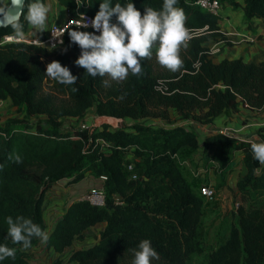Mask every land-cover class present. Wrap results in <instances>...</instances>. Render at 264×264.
<instances>
[{
    "label": "trees",
    "instance_id": "obj_1",
    "mask_svg": "<svg viewBox=\"0 0 264 264\" xmlns=\"http://www.w3.org/2000/svg\"><path fill=\"white\" fill-rule=\"evenodd\" d=\"M30 2L26 0L20 18L24 32L29 26L24 17ZM101 2L57 0L67 12V20L81 14L93 19ZM111 2L113 6L132 2L142 14L145 7L161 10L163 4V0ZM195 2L178 0L176 5L185 12L192 35L188 47L181 49L184 67L178 72L158 63L154 47L151 59L141 61L142 76L129 73L123 81L105 83L106 76L92 77L75 64L81 49L70 41L68 31L74 28L67 30L63 44L56 49L25 43L0 46V100H8L17 113L0 125V244L16 248L17 253L15 259L6 258L0 264H30L21 245L5 239V218L23 216L44 231L46 192L59 180L78 184L88 176L106 177L105 205L95 207L79 200L65 209L45 243L58 254L51 264H63L64 250L100 223L105 226L96 243L72 252L70 264H129L144 239L157 251L158 264H189L195 254L204 255L205 264H264V165L254 159L252 141L220 131L199 139L193 130L181 125L139 124L153 115L166 117L168 108L181 119L199 124H210L225 112L236 113L241 105L264 111V62L224 59L214 64L205 44L224 40L219 32L221 15L213 16ZM219 3L241 6L247 22L253 18L264 22V0ZM112 22H116L115 16ZM80 31L100 34L93 29ZM12 32L11 26L0 29V35ZM54 60L78 78L74 85L60 84L46 75L47 64ZM46 84L48 92L44 91ZM91 108L99 117L115 119L116 127L103 124L90 130L86 124L74 131L61 129V120L83 119ZM127 119L130 123L124 124ZM14 153L22 157V163L8 159ZM197 154L203 181L214 190L225 186L239 156L235 188L248 202L237 207L227 235L207 253L199 231L209 211L207 199L195 191L180 164ZM129 165L131 172L126 169ZM209 165L213 182L207 173Z\"/></svg>",
    "mask_w": 264,
    "mask_h": 264
},
{
    "label": "clouds",
    "instance_id": "obj_2",
    "mask_svg": "<svg viewBox=\"0 0 264 264\" xmlns=\"http://www.w3.org/2000/svg\"><path fill=\"white\" fill-rule=\"evenodd\" d=\"M177 3L178 0H163L161 10L145 7L142 14L132 2L126 6L120 3L113 6L111 0H102L99 11L91 20V27L99 35L75 29L68 31L71 43L81 49L75 64L92 77L107 76L113 81H123L129 73L137 77L144 74L141 61L151 59L155 47L156 59L162 67L171 72L180 71L184 67L180 52L188 47L192 35L186 26L187 16L182 8L176 6ZM23 7L24 0H12V8L7 11L0 8V20L12 27L18 41L25 38L24 24L20 21ZM50 10L43 0H31L24 19L37 33H43ZM114 16L115 23L112 22ZM88 26L85 20L78 27ZM60 43L63 44V40ZM46 75L63 85H74L78 79L68 67L55 60L47 64ZM251 152L254 159L264 165V142L252 141ZM8 159L17 164L23 162L18 153L9 155ZM5 220L8 225L5 239L10 238L12 244L21 245L24 250L32 246L34 237L40 238L42 243L49 239L48 234L29 218L7 216ZM16 253V248L0 244V261L15 259ZM153 258L159 259V255L151 241L142 240L138 250H134L133 264H151Z\"/></svg>",
    "mask_w": 264,
    "mask_h": 264
},
{
    "label": "crops",
    "instance_id": "obj_3",
    "mask_svg": "<svg viewBox=\"0 0 264 264\" xmlns=\"http://www.w3.org/2000/svg\"><path fill=\"white\" fill-rule=\"evenodd\" d=\"M9 2L10 0H0V8L5 9L9 5ZM44 3L51 9L48 15L45 32L37 33L31 27V25H29L27 32L31 37L41 38L51 25H61L67 20V12L65 8L61 7L57 3V0H44ZM223 13L226 14L225 18L223 17ZM220 14L221 20L219 23V32L224 36V40L210 41L205 44V47L209 49L210 58L213 63H219L224 59L230 61L241 59L247 64H259L264 62V22L258 18L250 19L248 22L243 20L244 16L241 6H238L237 8H232L231 6L227 5L222 6ZM7 106L8 102H6L0 108V112L5 111ZM243 109L250 111L251 114L257 113L256 111L240 106L236 113L225 112L210 124H199L192 122L193 126L196 127L193 128V131L197 134L199 139H202L208 133L220 131L233 137L255 141L254 139L249 138L247 134L237 135L230 133L231 131H240L243 128L242 123L238 121L239 117L243 114ZM232 122L234 123L232 124ZM0 123H2V121ZM224 124H230L231 129L227 128L229 126ZM256 125L257 124L250 123L249 126L252 127L250 131L254 132L255 130H258V128H255ZM233 128L236 130H233ZM101 188H103V181L90 176L86 177L78 184H69L67 179L59 180L53 184V186L46 192L44 197V232L49 234L52 231L58 219L62 216L65 209L71 203L84 200L85 195L90 191ZM104 226V223L97 224L85 231L84 234L86 235L92 230L101 231ZM37 239L29 249L25 250L28 254L30 252H37V248L45 247V243H42L41 240L38 241ZM76 242L78 241H74L69 248L65 249L61 256L63 257L67 251L75 248L74 246ZM45 251L48 253V256L51 258V260L55 259V257H58V254L52 252L49 249H46ZM36 256L37 255H35V257ZM32 259L33 258L29 256L30 264H32Z\"/></svg>",
    "mask_w": 264,
    "mask_h": 264
},
{
    "label": "rangeland",
    "instance_id": "obj_4",
    "mask_svg": "<svg viewBox=\"0 0 264 264\" xmlns=\"http://www.w3.org/2000/svg\"><path fill=\"white\" fill-rule=\"evenodd\" d=\"M221 13V12H220ZM221 15V14H220ZM226 14L223 13V17L225 18ZM107 83L115 82L111 80L109 77L106 76ZM45 92L49 91V86L45 85ZM63 100V97H60ZM161 110L154 111L155 113H158ZM166 117H163L161 115H153L151 117H147L139 122V124L146 125V126H155V127H164L169 128L173 127L174 125H181L185 128L194 130L193 128H196L193 126V121L191 120H184L181 119L180 116L176 115L173 110L168 108L165 110ZM242 116L239 117L238 121L242 123L243 128L240 131H231V134H247L249 138L254 139L256 142H264V111L262 113H255L251 114L250 111H247L243 109ZM17 113L16 111L11 108L7 107L5 111L0 112V122L3 124L4 120L9 118L10 116H15ZM41 119V117H38ZM38 118H34V120H37ZM42 120L38 119V122H41ZM124 124H129L130 120H124ZM234 122H232L233 124ZM250 123L257 124L255 128H258V130H255L254 132L250 131L252 127L249 126ZM88 125L90 130L94 128H100L103 124H108L111 126V128H115L117 125V121L113 118H105V117H99L95 114L94 109H90L86 116L83 119L76 120L74 118H65L61 120V129L62 130H68V131H74L78 130L80 127L84 125ZM227 125V124H224ZM231 129V125H227ZM260 126V127H259ZM200 129V128H199ZM233 130H236L233 128ZM201 131V130H200ZM208 131V130H207ZM246 136V137H247ZM200 154L195 155L192 158L187 159L185 164L181 166V170L183 174L185 175L186 179L194 184L195 191L200 193V189L203 186H206L208 184H205L203 181L202 176L200 177V173H197L198 169L200 168L201 162ZM237 164L231 174L228 175L226 179V184L224 187L220 189L215 190L214 196L206 200V203L208 204V209L201 222V229L200 231V241L202 242V245L205 247V253L208 251L214 249L218 244L220 239L224 238L229 229V225L234 219L232 218V214L236 211L238 206H246L248 204L247 201H244L241 197V195L238 193V191L235 188V183L238 179L239 172H240V160L239 156H237ZM208 170V176L211 182L214 180V174L213 169L209 165L207 167ZM201 172V170H200ZM199 177V178H196ZM100 230L90 231L86 235L84 234V238L81 241L76 242L75 248H73L70 251H67L66 254L63 255L62 262L63 264H70L68 261V258L70 254L74 251L89 248L92 245L96 243V240L98 238ZM38 241L41 240L40 238L37 239ZM46 247L37 248V252H30L29 256L32 257V264H51V258L48 256V253L45 251ZM48 250V249H47ZM34 255V257H33ZM35 255H37L35 257ZM56 258V257H55ZM134 257L129 260V264H133ZM206 259L204 255H194L190 260L189 264H205ZM151 264H158L156 259H152Z\"/></svg>",
    "mask_w": 264,
    "mask_h": 264
},
{
    "label": "built area",
    "instance_id": "obj_5",
    "mask_svg": "<svg viewBox=\"0 0 264 264\" xmlns=\"http://www.w3.org/2000/svg\"><path fill=\"white\" fill-rule=\"evenodd\" d=\"M195 4L198 5L201 9L205 10L206 12L212 14L213 16H219L220 15L222 5L219 3V0H196ZM85 20L89 23V26L87 28H84V27L79 28L78 26L83 25L85 23ZM91 20L92 19L87 15H83V16L79 15L78 18L66 20L61 25L53 24L48 28L47 32L41 38L31 37L30 34L26 31V32H24L25 38L23 41H18L15 37L14 32L9 33V34H1L0 35V46H6V45L15 44V43H25V44H29V45L43 47V48H46L48 50L56 49L62 45L60 43V40H63V37H64V35L68 29L74 28V29L79 30V31L85 30V29H93L91 27ZM6 102H8L7 107H11L16 111V108L11 106V104L8 100H5V101L0 100V108ZM241 106L244 108L250 109L249 107H247V105H241ZM15 116H10V117H15ZM104 147H105V144H102V148H104ZM180 164H181V166H183L185 164V162H181ZM126 169H127V171L131 172L132 166L129 165L126 167ZM200 170H201V172H200ZM197 173H200V176H203L204 171L202 170V168H199ZM100 179L102 181H105L106 177L101 176ZM200 194L205 199L209 200L214 196L215 190L209 184V185L203 186L200 189ZM84 201L88 202L90 205L95 206V207H104V205H105V194H104L103 188L90 191L88 194L85 195Z\"/></svg>",
    "mask_w": 264,
    "mask_h": 264
},
{
    "label": "water",
    "instance_id": "obj_6",
    "mask_svg": "<svg viewBox=\"0 0 264 264\" xmlns=\"http://www.w3.org/2000/svg\"><path fill=\"white\" fill-rule=\"evenodd\" d=\"M25 2H26V0H24V5H25ZM43 2H44V0H43ZM10 8H12V0H10L9 5L5 8V10L7 11ZM23 11H24V7H23ZM0 19H2V17H0ZM8 26H10V25H8L6 22H3L2 20H0V29L6 28Z\"/></svg>",
    "mask_w": 264,
    "mask_h": 264
}]
</instances>
